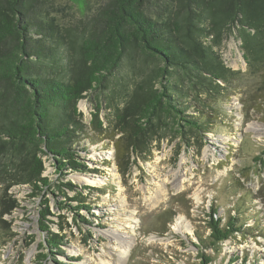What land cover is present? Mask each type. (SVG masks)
I'll list each match as a JSON object with an SVG mask.
<instances>
[{
    "label": "rangeland",
    "instance_id": "obj_1",
    "mask_svg": "<svg viewBox=\"0 0 264 264\" xmlns=\"http://www.w3.org/2000/svg\"><path fill=\"white\" fill-rule=\"evenodd\" d=\"M101 1L43 4L58 23L68 24L92 13ZM239 44L232 34L218 49L237 74L219 82L227 96L216 100L212 111L206 108L211 123L204 135L187 132L182 137L167 124L155 126L136 150L126 147L114 116L115 108L124 106L122 95L134 88L124 66L113 90L77 104L84 127L68 143L85 167L60 172L50 155L41 156L51 187L38 192L16 177L15 162L7 168L2 154L0 264H202L203 256L210 260L206 264H264V84L260 74H249ZM92 97L101 104V130L91 124L96 111ZM78 202L91 210L69 207ZM211 214L222 218V225L238 215L252 232H235L209 245ZM41 222L65 236L63 254L39 249L46 238ZM128 242L127 253L119 256L121 244Z\"/></svg>",
    "mask_w": 264,
    "mask_h": 264
},
{
    "label": "trees",
    "instance_id": "obj_2",
    "mask_svg": "<svg viewBox=\"0 0 264 264\" xmlns=\"http://www.w3.org/2000/svg\"><path fill=\"white\" fill-rule=\"evenodd\" d=\"M43 1L0 0V158L4 154L9 169L15 162L16 177L38 192L51 187L41 156L50 155L60 172L85 167L68 143L84 127L77 104L113 90L124 66L134 88L122 95L124 106L115 108L114 116L133 150L155 126L171 124L182 137L210 131L206 108L212 111L216 100L227 96L219 82L237 74L218 52L229 35L239 40L249 74H260L263 87L264 0H102L68 24L50 16ZM92 99L91 124L101 130V104ZM69 207L91 210L81 202ZM46 212L45 207L41 216ZM227 220L223 226L222 218L211 214L209 245L235 232H252L238 215ZM41 231L46 238L39 249L63 254L65 236L44 222ZM208 261L203 256L202 264Z\"/></svg>",
    "mask_w": 264,
    "mask_h": 264
},
{
    "label": "bare ground",
    "instance_id": "obj_3",
    "mask_svg": "<svg viewBox=\"0 0 264 264\" xmlns=\"http://www.w3.org/2000/svg\"><path fill=\"white\" fill-rule=\"evenodd\" d=\"M90 181V180H89ZM91 182V181H90ZM176 228L179 229V225L176 226ZM185 228V227H184ZM132 242V241H131ZM131 242H128L126 244H121V249H120V252H119V256H123L124 254L127 253L128 249H129V245Z\"/></svg>",
    "mask_w": 264,
    "mask_h": 264
}]
</instances>
